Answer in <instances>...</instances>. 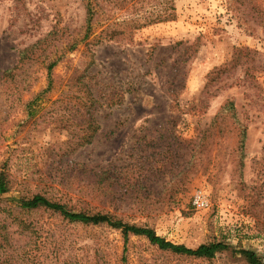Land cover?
<instances>
[{
    "label": "rangeland",
    "instance_id": "374dc122",
    "mask_svg": "<svg viewBox=\"0 0 264 264\" xmlns=\"http://www.w3.org/2000/svg\"><path fill=\"white\" fill-rule=\"evenodd\" d=\"M121 1L96 0L89 37L82 40L87 0H0V74L24 65L15 71L12 108L0 84V163L8 160L16 183L9 197L38 191V179L45 180L40 185L65 179L72 167H151L142 182L160 201L120 203L118 216L191 249L225 239L264 257V223L254 216L264 209V0H172L174 20L136 30L129 29L132 21L161 13L162 0ZM35 45L19 63L20 52ZM58 58L46 96L56 113L26 122L24 102L46 88L45 67ZM87 92L91 96L82 95ZM78 95L94 100L92 117L100 125L84 147L69 142L80 120L70 110ZM228 103L234 112L223 111ZM192 155L196 171L169 184ZM198 190L209 198L207 211L192 206ZM67 193L56 186L48 194L60 199ZM251 197L260 205L249 204ZM72 205L113 211L92 199ZM29 219L48 233L36 264H223L163 253L141 237L125 245L107 227L70 226L41 213Z\"/></svg>",
    "mask_w": 264,
    "mask_h": 264
},
{
    "label": "trees",
    "instance_id": "16d2710c",
    "mask_svg": "<svg viewBox=\"0 0 264 264\" xmlns=\"http://www.w3.org/2000/svg\"><path fill=\"white\" fill-rule=\"evenodd\" d=\"M87 1L86 34L82 40H86L89 37L91 23L95 14L93 8L98 6L96 0ZM126 3L127 0H122L120 6L126 5ZM158 5H160L159 10H161V13L154 11L155 15L146 14L139 20H133L132 23L135 25L129 27V29L136 30L153 24L174 20L175 17L173 14L175 12V6L172 0H162ZM169 11H172V13H168ZM35 48H37V45L22 50L19 55V63L24 62L31 54H34ZM74 49L75 45H72L71 50L73 51ZM237 54L240 55V53ZM60 60L58 58L46 65V88L32 95L24 102V112L27 117L26 122L33 120V124H37L36 117L42 112L56 113L51 107L47 106L46 96L54 88L53 70ZM21 67H24V65H17L15 68L6 70L0 74V84L5 88L7 100L11 104L10 108H12L15 102L13 84L17 92V84L14 83V81H17L15 80V71L18 68L22 70ZM69 82L77 86L78 91L82 89L83 84L77 85L75 82ZM82 95L91 96L88 92ZM93 102L94 100L92 98H85L80 95L76 97V103L70 110L76 116H79L80 120L77 123V132L73 133L71 138L69 137L71 144L75 142L80 147L90 145L95 135L99 132L100 125L92 117L93 113L91 110L94 108ZM234 110L233 103H228L223 108L225 112H234ZM74 124L71 123V125ZM245 136V131H242L240 141L241 149H243ZM204 139L205 137L197 145V151L204 146ZM75 150L73 148L71 151ZM57 155L58 153H55V157ZM195 155H192L191 160L181 171L173 175V179H171L169 184L174 185L175 182L180 183L179 181L182 180L184 174L196 171L198 165L196 164ZM59 156L58 165L62 163L64 154H60ZM137 167L129 165L121 168L114 167L99 172L85 169L83 166L72 167L67 172L68 176L66 177L65 175V179L59 176H55V178L51 177V179H54L44 185L40 184L45 182V180L38 179L37 183L39 185L36 186L39 189L38 191L33 192L29 190L27 193L18 191V196L9 197L14 192L16 183L11 175L8 160L0 163V264H36L41 259L43 252L47 248L48 233L37 229L38 222L29 221L32 215L38 213L58 217L70 226H81L85 228L107 227L119 232L125 245L128 243L130 237H141L146 239L151 246L160 252L191 260L211 262L220 258L223 264H264V257L254 251L241 247L239 244L233 245L228 243L225 239L212 240L201 244L195 249H191L184 245L174 244L158 236L155 230L148 225L131 223L123 215L118 216L117 206L120 203L134 204L136 207H140L153 198L156 202L160 201L158 195L149 192L144 185L145 182H142L146 180L145 174L152 168ZM57 168H53L51 165L49 170H57ZM135 171L138 173L136 178L134 177ZM127 175H130V178H127ZM21 185L28 187L29 183L23 181ZM56 186L67 189L68 193L65 197L61 196L60 199L50 197L48 193L52 187ZM142 191L145 193H141ZM252 198L249 204L259 206V203L254 204ZM87 199L88 201L90 199L98 200L105 208H112L113 211L107 209L92 212L90 210L76 209L72 205L73 202L77 205L85 204ZM254 216L257 223H264V209H255ZM32 237H35V241L33 242L31 241ZM39 239L44 240V242Z\"/></svg>",
    "mask_w": 264,
    "mask_h": 264
},
{
    "label": "built area",
    "instance_id": "2783aa9c",
    "mask_svg": "<svg viewBox=\"0 0 264 264\" xmlns=\"http://www.w3.org/2000/svg\"><path fill=\"white\" fill-rule=\"evenodd\" d=\"M192 206L197 211H207L210 206L208 196L203 190H198L192 195Z\"/></svg>",
    "mask_w": 264,
    "mask_h": 264
}]
</instances>
